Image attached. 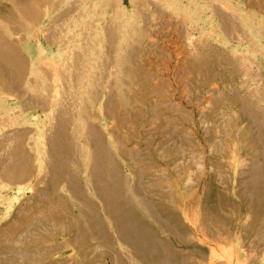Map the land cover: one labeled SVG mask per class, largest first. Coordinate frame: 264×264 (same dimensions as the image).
I'll return each mask as SVG.
<instances>
[{
    "label": "rangeland",
    "instance_id": "374dc122",
    "mask_svg": "<svg viewBox=\"0 0 264 264\" xmlns=\"http://www.w3.org/2000/svg\"><path fill=\"white\" fill-rule=\"evenodd\" d=\"M164 249L264 264V0H0V264Z\"/></svg>",
    "mask_w": 264,
    "mask_h": 264
},
{
    "label": "bare ground",
    "instance_id": "6f19581e",
    "mask_svg": "<svg viewBox=\"0 0 264 264\" xmlns=\"http://www.w3.org/2000/svg\"><path fill=\"white\" fill-rule=\"evenodd\" d=\"M106 169V168H104ZM101 171V169H100ZM107 171V170H106ZM258 171V167H254L249 173L248 175L255 180V184L256 185H259V174H257ZM105 173V172H104ZM262 174V173H260ZM101 175V174H99ZM104 176V175H103ZM98 179V178H96ZM102 179V178H101ZM263 179V178H262ZM112 180V179H110ZM109 180V181H110ZM112 182V181H110ZM253 182V181H252ZM122 184V183H121ZM251 184H254V183H251ZM124 185V184H122ZM106 186V185H105ZM256 187V186H255ZM106 188V187H104ZM122 188V187H121ZM125 188V187H124ZM127 188V187H126ZM102 189V192H103V198L105 199V191ZM253 189V188H252ZM108 190V189H107ZM120 190V189H119ZM118 191V190H117ZM127 191V190H126ZM125 192V191H124ZM122 193V192H120ZM119 193V194H120ZM111 194V192L109 193ZM109 197V196H107ZM124 199V198H123ZM123 199H117V200H114V201H110L109 198L108 200L106 201L107 203V208H108V211L110 212L111 215H113L118 223H119V226L121 227V231L122 232H126V231H129V226L130 225H134L135 226V231H129V232H126V236L128 239H132V238H136L140 241V244L142 246H144L145 248L148 247L150 245V242H152V235L150 234L151 233V228L146 224V219L144 218V216L140 215L138 217H134V216H130V214L133 212H136V209L137 208H128L130 202H126V201H123ZM125 200V199H124ZM126 208V210L124 209ZM131 211H129V210ZM138 211H140V209H137ZM131 212V213H130ZM130 216V217H129ZM163 263H165L166 259L167 260H170V257H171V251L170 250H167V249H164L163 250ZM167 263V262H166Z\"/></svg>",
    "mask_w": 264,
    "mask_h": 264
}]
</instances>
